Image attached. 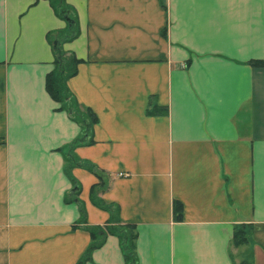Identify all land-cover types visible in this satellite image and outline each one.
Returning <instances> with one entry per match:
<instances>
[{
    "label": "crops",
    "instance_id": "crops-1",
    "mask_svg": "<svg viewBox=\"0 0 264 264\" xmlns=\"http://www.w3.org/2000/svg\"><path fill=\"white\" fill-rule=\"evenodd\" d=\"M64 1L79 32L62 48L82 60L67 86L97 118L72 153L107 175L98 197L134 225L137 264H264V68L248 64L264 60V0ZM65 27L46 0H0V264H77V202L90 226L110 216L86 167L68 199L80 128L44 86L46 35ZM84 264H124L118 239Z\"/></svg>",
    "mask_w": 264,
    "mask_h": 264
},
{
    "label": "trees",
    "instance_id": "trees-1",
    "mask_svg": "<svg viewBox=\"0 0 264 264\" xmlns=\"http://www.w3.org/2000/svg\"><path fill=\"white\" fill-rule=\"evenodd\" d=\"M38 1V0H35ZM51 5L55 15L66 24L64 30L48 33L46 41L53 54V69L45 76V90L50 98L59 105L60 110L66 112L67 116L80 128V134L69 143L67 152L63 154L64 170L68 174L73 191L69 194L70 201H77L79 192L78 182L71 176L73 168L86 167L98 180L90 188V200L98 208L107 210L110 213L109 219L102 226H90L86 221V213L81 202H77L79 218L77 224L87 232L90 241L77 264H84L90 257L91 252L100 247L107 235L115 236L119 241L124 264H137L135 252L136 231L132 224H124L119 221L117 209L112 204H107L98 195L107 188V175L98 170L92 164H84L77 160L72 151L74 147L90 144L92 142V128L97 122L95 114L89 108L80 107L68 89L67 81L77 72L78 65L82 60L77 59L73 53L63 50L64 43L76 38L78 35V24L75 12L65 3L64 0H46ZM248 64L253 67H263L264 60H250ZM156 110V109H155ZM153 110V114L164 112V110ZM181 204L174 201V218L179 219L181 215ZM247 231L245 226L234 228L231 245L239 247L247 242ZM238 264H249L242 260Z\"/></svg>",
    "mask_w": 264,
    "mask_h": 264
},
{
    "label": "built area",
    "instance_id": "built-area-1",
    "mask_svg": "<svg viewBox=\"0 0 264 264\" xmlns=\"http://www.w3.org/2000/svg\"><path fill=\"white\" fill-rule=\"evenodd\" d=\"M120 175H122V174H120Z\"/></svg>",
    "mask_w": 264,
    "mask_h": 264
}]
</instances>
